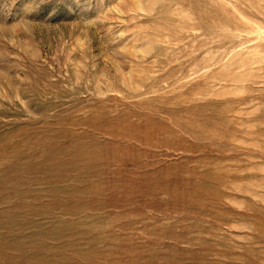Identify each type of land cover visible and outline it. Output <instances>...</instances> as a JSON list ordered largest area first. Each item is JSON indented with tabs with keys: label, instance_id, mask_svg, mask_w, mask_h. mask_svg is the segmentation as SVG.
I'll return each instance as SVG.
<instances>
[{
	"label": "rangeland",
	"instance_id": "1",
	"mask_svg": "<svg viewBox=\"0 0 264 264\" xmlns=\"http://www.w3.org/2000/svg\"><path fill=\"white\" fill-rule=\"evenodd\" d=\"M0 264H264V0H0Z\"/></svg>",
	"mask_w": 264,
	"mask_h": 264
}]
</instances>
